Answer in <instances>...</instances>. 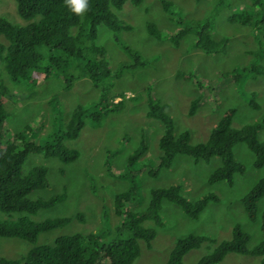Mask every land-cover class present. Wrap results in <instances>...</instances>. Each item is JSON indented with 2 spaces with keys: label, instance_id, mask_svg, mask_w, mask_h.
<instances>
[{
  "label": "rangeland",
  "instance_id": "obj_1",
  "mask_svg": "<svg viewBox=\"0 0 264 264\" xmlns=\"http://www.w3.org/2000/svg\"><path fill=\"white\" fill-rule=\"evenodd\" d=\"M162 1L144 0L138 6L125 2L122 9L112 8L115 15L131 24V30L117 32L104 24L98 26L95 42L106 49L113 73L121 64L135 61L123 45L132 48L145 62L124 69L117 78L112 77V92L120 95L114 102L122 100V105L108 113L99 124L90 119V113L100 110L99 106H94L100 98V89L74 66L64 74L50 71L43 78L37 73L29 80L14 81L0 62V82L9 88V94L3 97L7 114L6 139H14V135L20 133L25 141L54 142L55 137L63 136L77 105L88 109L79 137L73 140L65 137L63 141L78 149L76 160L64 163L56 157L31 154L23 167L25 173L37 165L48 169L49 186L33 190L29 194L31 199L49 198L63 191L66 199L33 215L0 213V218L16 219L27 215L35 221L83 214V220L74 218L64 227L41 233L37 243L51 244L58 236L79 232L97 239L99 249L112 243L117 235L119 239L132 237L128 229L116 234V227L124 219L115 213L113 199L117 192L130 186L131 179H124L119 172L141 140L146 142L148 149L134 166L139 191L136 204L130 208L132 213L146 212L152 189L174 184L182 186V194L190 201L207 193L217 195L219 201H211L199 218L193 219L177 204L164 200L160 214L165 224L157 226L151 219L143 222L144 226L155 228L157 234L151 248L140 240L141 255L133 264H163L179 238L188 234L206 235L212 241H204L183 257L185 264H196L217 244L232 238L235 224L249 234L248 247L264 241L260 228L264 197L258 203L259 220L256 222L249 220L241 201L264 176V168L254 166L255 156L248 146L238 142L233 148L245 171L234 174L232 185L224 180L208 181L210 174L221 165L218 156L209 162H195L189 155L178 154L169 169H162L154 177L148 172L155 168L162 154L159 139L164 125L147 116L149 97L154 96V102L167 105L166 112L174 121L175 135L189 130L194 144L205 142L226 112L231 115L235 128L259 120L264 114V74L253 75L245 70L257 64L264 67V28L256 30L250 25L228 21L234 12L249 9L250 0H170L172 12L165 10ZM0 16L16 25L27 23L17 13L15 0H0ZM205 18L213 24V38H228L224 51L208 54L194 46L197 30L191 29L193 23H190ZM151 22L160 30V37L150 35L148 24ZM189 25L186 33L173 39L179 27ZM0 42L8 43L2 34ZM237 75L240 82L236 83ZM66 80L70 81L69 85ZM198 96L202 98L200 106L193 115H188L191 100ZM250 100H255L259 108L252 107ZM257 139L264 140V129L257 131ZM22 142L20 139L17 144L21 146ZM32 246L21 238L0 237V257L19 258ZM260 259V256L230 252L216 264H259ZM100 260L107 262L104 256Z\"/></svg>",
  "mask_w": 264,
  "mask_h": 264
},
{
  "label": "trees",
  "instance_id": "obj_2",
  "mask_svg": "<svg viewBox=\"0 0 264 264\" xmlns=\"http://www.w3.org/2000/svg\"><path fill=\"white\" fill-rule=\"evenodd\" d=\"M144 0H88V10L83 16L70 12L64 0H15L19 16L27 21L24 25L11 23L6 17L0 16V34L7 40V44L0 42V62L4 71L14 81H23L33 78L37 73L46 77L50 71L66 73L72 66L87 76L92 84L100 89V98L94 106L100 110L90 113V119L99 124L108 113L117 110L122 105V100L114 102L119 97L112 92V77H119L126 68H135L143 65L137 52L127 45L123 48L135 57L132 63H123L113 73L107 60L106 49L98 45L97 29L100 24L106 25L113 31L131 30L132 26L114 14L112 8L122 9L125 2L135 6ZM165 10L172 12V2L162 1ZM228 21L242 25L253 26L256 30L264 28V0H250L249 9L234 12ZM193 23V24H192ZM195 32L194 46L208 54H215L225 50L228 38H213V24L209 19L195 20L190 23ZM179 27L173 34L176 40L189 30ZM150 35L160 37V30L154 23L148 24ZM43 47L44 49H40ZM44 61L46 63L44 64ZM253 75L264 74V67L260 64L245 70ZM240 76H235V82ZM69 85V80H66ZM9 94V88L0 82V213L12 215L25 212L36 214L40 209H47L63 202L66 193H55L49 198L31 199L29 194L38 188L49 186L47 167L37 165L27 173L23 167L31 154H43L45 157H56L64 163L76 160L79 156L78 149L69 147L63 141L76 139L85 125L88 111L86 106L79 104L73 110L68 120L63 136L55 137L54 142L40 143L34 140L25 141L22 134L17 133L14 139L4 136L7 114L5 112L3 97ZM201 96L193 98L190 102L188 115H193L200 106ZM154 96L149 97L150 109L147 116L161 121L164 125L163 134L159 139V148L162 154L154 169L149 170V175L156 177L162 169H169L178 154L193 157L195 162L203 160L209 162L213 157L221 158V165L214 170L208 181L211 183L227 181L234 183L235 173H244L245 166L236 159L233 148L238 142H244L254 154V166L264 168V140L257 139V131L264 129L263 116L241 128L232 126L229 113H224L215 127L212 128L207 140L203 143L191 142V133L184 130L175 135L174 121L167 114V105L154 102ZM250 105L259 108L255 100H250ZM23 141L21 146L17 143ZM144 140L129 156L126 165L119 174L130 178L128 189L117 192L113 199L115 213L123 217L116 234L128 229L132 237L115 239L112 243L98 249V240L91 234L73 233L58 236L53 243H37L38 237L43 232H48L66 226L77 218L83 220V214L62 216L35 221L27 215L18 216L16 219L0 218V237H17L24 239L33 246L27 253L19 258L0 257V264H133L141 255L140 240L146 242L151 248V242L156 237V229L144 226L145 220L151 219L157 226H164L160 209L164 200L173 202L181 207L186 215L193 219L199 218L200 213L211 201H219L213 193H207L201 198L190 201L182 194L180 184L151 190V199L146 212L132 213L130 208L136 204L139 184L135 181L134 166L147 152ZM110 161H106V164ZM145 167V166H143ZM264 197V176L246 192L241 201L250 221L259 220L258 203ZM103 217H105V212ZM260 228L264 232V209L260 218ZM250 236L239 224L232 230V238L223 240L217 246L202 256L196 264H216L222 261L230 252L244 255L260 256L259 264H264V241L257 246L248 247ZM206 240H211L206 235L188 234L179 238L168 259L163 264H185L183 257L192 249L199 248ZM107 258L103 263L100 259Z\"/></svg>",
  "mask_w": 264,
  "mask_h": 264
},
{
  "label": "clouds",
  "instance_id": "obj_3",
  "mask_svg": "<svg viewBox=\"0 0 264 264\" xmlns=\"http://www.w3.org/2000/svg\"><path fill=\"white\" fill-rule=\"evenodd\" d=\"M66 8L77 16H83L88 10V0H64Z\"/></svg>",
  "mask_w": 264,
  "mask_h": 264
}]
</instances>
